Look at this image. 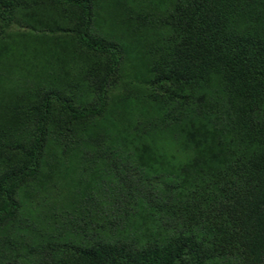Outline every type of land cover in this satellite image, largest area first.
<instances>
[{"label":"trees","instance_id":"16d2710c","mask_svg":"<svg viewBox=\"0 0 264 264\" xmlns=\"http://www.w3.org/2000/svg\"><path fill=\"white\" fill-rule=\"evenodd\" d=\"M37 1L46 13L0 0V22L21 12L33 28L20 35L41 40L52 37L41 15H54L97 59L68 97L22 86L28 64L0 45V92L34 93L0 124V264H264V0H148L140 52L93 30L94 0ZM98 6L111 24L126 0ZM127 50L138 84L114 107L108 85ZM29 65L38 80L50 62ZM119 108L122 120L103 116ZM48 145L81 177L51 221L25 205L45 185Z\"/></svg>","mask_w":264,"mask_h":264},{"label":"rangeland","instance_id":"374dc122","mask_svg":"<svg viewBox=\"0 0 264 264\" xmlns=\"http://www.w3.org/2000/svg\"><path fill=\"white\" fill-rule=\"evenodd\" d=\"M101 1L105 2L106 0H94L93 30H95L97 34H100L102 38H108V40H111L112 42L115 41L119 44V47H121L123 42H125L130 48L131 46L132 48H135L136 52L143 51L142 47H136L137 42L132 35H134L137 26V16L140 14L141 16L145 15V17L149 18L151 14L148 0H126V7L123 10H118V12L114 11L112 13L113 17L111 24L113 25H111L108 21L110 11L103 13L98 6ZM22 4H28V6H31L32 8L33 6L35 7L39 5L38 7L43 11L42 13H46V1L38 2L37 0H22ZM31 7H28V10H30ZM156 13L160 14L158 11ZM27 19H29V16L27 17V15L19 12L18 14H15V19L0 22V36L3 37V40H0V45L3 49V56L7 55L10 59L18 57L14 62L18 65L21 64V62L28 64V67H26V69L22 72L26 73L27 77L29 76L30 78L25 76V78L21 79V81L23 80L22 86H26L27 89H29V87L32 88L31 86H35V89L38 91L39 89L49 86L56 92H58L59 89L61 91H65L68 97L74 96L73 92L76 91L73 87L76 85L75 81L77 77L81 74L83 68L85 66L87 68L88 65L90 66L91 63L97 59V57L91 54L83 56L82 54L80 55L79 50L76 51L75 48L73 49V44H75L73 39L69 36V34L67 35L66 32L57 30L58 18H55L54 15L48 16L47 14H42L40 25H37V27L42 29L47 36L52 37H42L41 40L37 38L35 40L28 36L23 37L20 34L29 33V31L33 28V24L31 26V23H29ZM112 34L118 35L119 40L116 41ZM57 37L61 40L60 45L57 44ZM65 43L67 50L65 51L62 48V51L60 47ZM128 52V50L123 51L124 56L122 61L120 62L117 71L113 74L112 79L109 81L108 103L111 106L116 105L119 101V96L125 93L126 89L138 84V80L133 77L132 73V71H134V67L131 62L132 59L130 58L131 52ZM52 53L56 56L54 59H52ZM37 60L44 62V64L50 62V65L47 66L46 70H42L43 72L38 74L40 75L38 80L34 79L33 76L37 71L41 70L35 68L36 70L34 69L31 72L29 69L30 61L35 63ZM84 62H86L85 65ZM64 73L66 74V77H68L69 81L64 80ZM129 73H131L130 77L128 76ZM9 77L12 79V83H9L10 86L14 84L16 79H19V77L17 78L15 75ZM68 82L69 84H67ZM62 85H64V89L59 88ZM66 85H69L70 88H66ZM16 88L17 87L11 88V90L9 89L10 91H7L5 94L0 92V124H5V119H10L9 116L13 115V112H9L8 115L4 113L5 105H9L10 107L12 106L10 109H13L17 102L23 103L22 99H26L24 92L27 89L24 87V89L18 88L17 90ZM76 89L78 90V88ZM33 95L34 93H32L26 101L31 99ZM87 99L89 103L95 101V97L90 96L86 98V101ZM52 107L57 108V105L53 104ZM120 111L121 110L119 108L118 110L110 111L109 114H103V116L107 117L108 115V117L110 116L111 118L113 117L114 119L122 120L123 117L117 116L120 115ZM1 121H4V123H1ZM43 160V165L47 166H45V171L49 174H46L48 176H46V178L43 177V174L39 175V180L41 183L44 181L45 185L42 186L41 190L33 193L31 200L28 199L25 205L31 209H41L40 217L42 218V216L46 215L48 217V221H51L49 216L59 217L60 211L63 210L61 207L62 201H68L71 199L70 195L72 193L73 195L76 194V186L74 183H77L81 177L79 176V172L78 175L74 174L72 169L70 172L71 175L64 171L63 157H61V155H59L56 149L52 148V146L48 145L46 147ZM66 164L69 165L68 162H66ZM83 183H85L84 180L82 181V184ZM53 224L54 223H49L47 225Z\"/></svg>","mask_w":264,"mask_h":264}]
</instances>
